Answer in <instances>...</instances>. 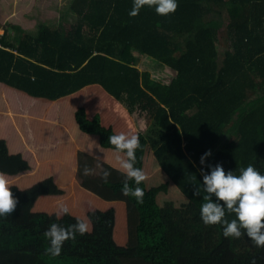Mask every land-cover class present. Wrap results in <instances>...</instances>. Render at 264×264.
<instances>
[{
  "label": "trees",
  "instance_id": "obj_1",
  "mask_svg": "<svg viewBox=\"0 0 264 264\" xmlns=\"http://www.w3.org/2000/svg\"><path fill=\"white\" fill-rule=\"evenodd\" d=\"M70 1L59 27L28 20L36 0H0V174L18 201L0 217V264H264L243 230L205 225L207 194H193L208 149L226 172L264 173V0H177L167 14L153 0L136 15L133 0ZM120 132L140 140L142 203L122 192ZM76 217L89 230L46 252L49 224Z\"/></svg>",
  "mask_w": 264,
  "mask_h": 264
},
{
  "label": "clouds",
  "instance_id": "obj_2",
  "mask_svg": "<svg viewBox=\"0 0 264 264\" xmlns=\"http://www.w3.org/2000/svg\"><path fill=\"white\" fill-rule=\"evenodd\" d=\"M153 0H133L130 15H136L140 8ZM177 0H155V11L158 14H167L175 11ZM108 142L114 146L115 159L123 172L122 192L136 198L142 203L143 191L139 186L145 179L143 169L136 167V149L140 146L137 134L124 132L111 134ZM123 153L121 156L120 154ZM212 155L211 149L206 150L199 158L202 181L195 185L193 194L199 196L201 191L206 193L200 205V218L205 225L219 223L223 225L222 232L225 237H240L246 234L256 247H264V173L258 171L254 165L248 164L239 169V174L233 170L225 171L220 163L215 165L207 161ZM91 169L85 166L82 170L87 175ZM110 172L103 169L101 179L107 181ZM133 181L130 186L128 181ZM215 197V199L213 198ZM222 202V203H221ZM18 201L10 191L9 181L4 174H0V217L13 213ZM57 215L68 214L69 207L62 201L57 202ZM235 213V218L225 219V210ZM90 228L89 223L79 217L67 226L51 222L44 231L48 241L45 251L53 256L61 252L62 244L66 239H74L76 234L83 235ZM255 264V260L252 261Z\"/></svg>",
  "mask_w": 264,
  "mask_h": 264
},
{
  "label": "rangeland",
  "instance_id": "obj_3",
  "mask_svg": "<svg viewBox=\"0 0 264 264\" xmlns=\"http://www.w3.org/2000/svg\"><path fill=\"white\" fill-rule=\"evenodd\" d=\"M70 2H71L70 0H36L31 11L28 10L25 12V16L28 18V20H35V22L37 21L38 25L43 24V23H47L49 21V22H52L56 26H59V27H69L72 24V22L75 20L73 14H71V13L66 14V11L69 8ZM16 12H18V10ZM16 12H14L13 14H15ZM10 16L7 18V21L4 25L5 27H6V24L10 23V21H9V20H11ZM28 23H27V25H24V24H22V25L25 26L27 29L35 27V25H28ZM37 28L38 27L36 26L35 28L31 29L29 32L33 33L32 35L35 36L37 33ZM8 31H9V37L11 39H13L19 35V33L16 32V30H14L12 28H9ZM3 33H4V28L1 27L0 28V34H3ZM136 62H137L136 66H137L138 70H140V71L147 70V71L152 72V74L155 78L159 77V76H157L158 74L156 73L157 68L153 65V63H151V62L142 63V59L141 60L137 59ZM153 128L154 127H153V124L151 122L149 129H147V133L152 132ZM73 179H74V177L72 174L71 175V181Z\"/></svg>",
  "mask_w": 264,
  "mask_h": 264
}]
</instances>
